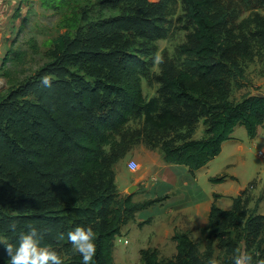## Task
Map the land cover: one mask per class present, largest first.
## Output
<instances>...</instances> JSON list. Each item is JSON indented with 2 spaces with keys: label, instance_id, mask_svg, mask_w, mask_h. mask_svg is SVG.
<instances>
[{
  "label": "trees",
  "instance_id": "obj_1",
  "mask_svg": "<svg viewBox=\"0 0 264 264\" xmlns=\"http://www.w3.org/2000/svg\"><path fill=\"white\" fill-rule=\"evenodd\" d=\"M130 1L134 0H100L99 4L131 6ZM183 1L185 15L192 23L193 43L179 46L182 68L174 74L162 70L160 91L164 97L145 99L139 87L130 84L132 79L124 74L118 78L115 73V68L135 73L130 60L115 57L119 39L124 40L126 33L141 37L156 34L153 28H158V24L149 20L142 4L137 9L128 8V13L117 16L113 23L105 21L98 28H91L82 39L78 34L71 38L68 28L46 51L51 62L30 80L15 87L12 83L8 92L4 91L6 94L2 91L0 235L8 243L17 245L20 234L35 226L44 231L43 245L51 248L69 243L67 234L77 227H90L96 234L95 264H112V241L120 234L121 226L137 211L159 201L155 198L134 202L131 196L117 199L112 191L113 172L106 165L101 148L118 145L116 135L133 116H143L146 125L157 131H185L186 139L172 144L163 142L161 150L166 162L185 165L191 173L220 153L222 143L232 137L237 125H242L250 138L259 126L264 127V97L252 94L236 103L222 97L228 92L230 80L244 78L246 61L264 56V19L255 22L247 35L242 34L243 38L238 40L236 36L232 43L228 37L225 43L220 33L227 23V14H212L215 0ZM86 12L77 15V26ZM255 15L259 16L257 12ZM83 45L93 49L83 50ZM90 60L107 68L104 78L99 77L93 84L68 69L69 63L80 64L89 74L92 67L87 63V70L83 61ZM49 75L54 77L52 86L45 88L40 80ZM212 98L216 100L211 101ZM200 120L204 136L192 139ZM223 179L224 176L209 180ZM247 205L248 199L241 196L233 199L230 210L213 203L205 244L209 247L213 239H218L220 248L231 252L237 247V240L227 229L239 226L246 249L255 246L260 250L259 259L264 264V214L253 209L245 217ZM7 209L16 212L8 214ZM60 232L64 233V240L57 239ZM172 238L176 242L173 258L161 260L156 249H141L144 264H203L197 257L199 249L186 233L175 231ZM3 262L10 264L4 244L0 247V264ZM64 264H83L82 257L75 254Z\"/></svg>",
  "mask_w": 264,
  "mask_h": 264
},
{
  "label": "rangeland",
  "instance_id": "obj_2",
  "mask_svg": "<svg viewBox=\"0 0 264 264\" xmlns=\"http://www.w3.org/2000/svg\"><path fill=\"white\" fill-rule=\"evenodd\" d=\"M263 1L215 0L212 14L214 16L223 12L227 14V23L220 33L221 39L226 43L229 37L233 43V40H236V36L239 40L243 38V35H247L248 29L253 27L255 22L262 20V18L264 19ZM99 2L100 0H25L26 13L24 20L16 37L13 39L14 41L8 48L6 56L8 59L0 70V95L6 94L12 83H15L13 85L15 87L30 80L37 75L38 70L44 64L51 62L46 56V51L59 35L68 32V28L71 38L78 34L82 39L84 33L88 32L91 28H98L105 21H112L113 23L117 19V16L127 14L128 8L135 7L137 9L142 4L148 10L147 16L149 20H155L158 24V28H153L156 34L141 37L126 33L124 40L117 39L118 47L116 49L118 52L115 57L117 59L125 58L126 60H130V64L135 65V73L128 74L118 68H115V73L118 78L120 74H124L132 79V81H129L130 84H136L145 99L164 97L160 91L162 70L164 69L169 74H174L182 68L183 55L180 53L179 46L184 43H188V45L193 43L192 23L185 15L184 1L134 0L130 1L131 6H128L126 3H119L115 6L109 3L100 5ZM96 4L99 5L96 6ZM85 11H87L86 16L81 15L83 21L77 26L80 22L77 15L80 12L83 14ZM256 12L259 16H254ZM262 26L264 27V23H262ZM258 30H261V28L259 27ZM80 48L83 50L93 49L84 47V45L80 46ZM102 50L107 52L106 47H103ZM259 58L255 56L252 61L245 62L244 78L230 80L228 92L222 97L236 103L246 96L258 94V91H264V56L261 59ZM87 63L92 67L90 70H88ZM83 64L89 74H85L84 68L80 64L70 65L69 63L68 69L77 71V74L84 77L91 84L97 81L99 77L107 74V68L104 65H95L92 60L83 61ZM91 74L96 75L93 77ZM49 77L54 78L52 75H49ZM109 81L112 82L114 80L109 79ZM6 89L7 92H4ZM213 97L218 98L217 96ZM215 98H212L211 101H215ZM200 121L201 124L197 126L201 128L202 120ZM240 128L244 129L242 125H240ZM187 137L185 131L179 130L172 133L157 131L146 125L143 116L131 117L128 124L116 135L118 145L101 148L106 165L113 172L114 189L112 191H114L115 198L131 196L132 200H141L144 194L140 193V179L138 177L142 171H146L147 168L149 169L146 159L148 157H155L157 160L158 158L163 159L161 150L163 142L172 144L180 142ZM190 138H192V135ZM258 149L262 150L260 146L254 148L248 155V161L250 167L254 166V168L258 167L261 169L264 168V160L261 161L256 156ZM259 157L264 158V156ZM115 158L116 160L114 161ZM130 160L137 162L138 166L135 169L129 167L128 162ZM137 178V183H132L133 179L136 180ZM131 187L132 191L129 192L128 190ZM246 210L245 217H247L251 209L247 207ZM6 212L13 214L16 211L7 209ZM132 219L135 220V215ZM132 227L134 231H139L138 225H132L129 229ZM227 230H231L232 236L237 240V247L228 253L226 248H220L218 239H213L211 245L204 250L205 240L203 241L202 237L200 242L203 248L197 252L200 262L202 260L203 264H213V262L215 264H233L235 256L247 251L252 257H256L253 258V264H262L259 259L260 250L257 251L255 246H252L249 250L246 249L241 227L235 226ZM0 238L8 241L2 235H0ZM119 241L122 244L116 243L112 264H144L139 253L141 249L139 250L136 247L133 233L130 232L127 236L128 243H124L125 240L122 238ZM2 245L3 243H0V247ZM51 249L55 250L64 262L73 255L78 254L70 243L55 245ZM161 260L166 261L169 259L161 258Z\"/></svg>",
  "mask_w": 264,
  "mask_h": 264
},
{
  "label": "crops",
  "instance_id": "obj_3",
  "mask_svg": "<svg viewBox=\"0 0 264 264\" xmlns=\"http://www.w3.org/2000/svg\"><path fill=\"white\" fill-rule=\"evenodd\" d=\"M25 13V0H0V65ZM257 93L264 94V91ZM199 124L201 121L196 124L192 139L204 136V126L202 124L200 128L197 126ZM259 146L263 151L258 149L256 156L263 161L264 158L258 156L259 151L264 153L262 125L253 138L248 137L245 128L242 130L237 125L232 137L222 143L220 153L193 173L185 165L148 157L149 169L142 171L138 177L140 193L144 194L139 201L155 198H159V201L137 211L135 220L121 226L120 234L112 241V257L116 243L122 244L119 241L121 238L125 240L124 243H128L130 232L139 250L156 249L159 259L175 256L176 242L172 238L175 231L186 233L201 251L203 247L200 240L203 237L204 241L208 213L213 203L222 210H230L233 199L241 196L248 199L247 207L264 214V168L250 167L248 161V155ZM221 176L224 179L220 182L209 180ZM138 178L133 179L132 183H137ZM132 225H138L139 231H134L133 227L129 229Z\"/></svg>",
  "mask_w": 264,
  "mask_h": 264
},
{
  "label": "clouds",
  "instance_id": "obj_4",
  "mask_svg": "<svg viewBox=\"0 0 264 264\" xmlns=\"http://www.w3.org/2000/svg\"><path fill=\"white\" fill-rule=\"evenodd\" d=\"M40 84L50 88L52 79L49 76H43ZM11 227L14 229L15 225ZM57 239L64 240V233H58ZM43 240L44 231L35 226H29L28 231L20 234L17 245L14 246L3 238H0V243L5 245L10 264H64L55 250L43 245ZM67 240L74 251L82 257L83 264H95L96 234L92 228L77 227L74 231L68 232ZM233 264H253V257L244 251L234 257Z\"/></svg>",
  "mask_w": 264,
  "mask_h": 264
},
{
  "label": "built area",
  "instance_id": "obj_5",
  "mask_svg": "<svg viewBox=\"0 0 264 264\" xmlns=\"http://www.w3.org/2000/svg\"><path fill=\"white\" fill-rule=\"evenodd\" d=\"M258 155L259 156H264V154H263V152H258ZM128 165H129V167L131 168V169H135L137 166H138V164H137V162L135 161V160H130L129 162H128Z\"/></svg>",
  "mask_w": 264,
  "mask_h": 264
},
{
  "label": "water",
  "instance_id": "obj_6",
  "mask_svg": "<svg viewBox=\"0 0 264 264\" xmlns=\"http://www.w3.org/2000/svg\"><path fill=\"white\" fill-rule=\"evenodd\" d=\"M258 95H260V96H262V97H264V94H262V93H258ZM129 192H131L132 191V187L131 188H129V190H128Z\"/></svg>",
  "mask_w": 264,
  "mask_h": 264
}]
</instances>
